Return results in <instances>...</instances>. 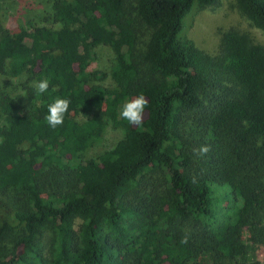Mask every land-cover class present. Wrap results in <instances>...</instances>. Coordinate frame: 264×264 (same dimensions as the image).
I'll list each match as a JSON object with an SVG mask.
<instances>
[{"label": "trees", "instance_id": "16d2710c", "mask_svg": "<svg viewBox=\"0 0 264 264\" xmlns=\"http://www.w3.org/2000/svg\"><path fill=\"white\" fill-rule=\"evenodd\" d=\"M233 1L264 34V0ZM214 2L51 0L57 27L0 24V76L27 77L28 101L0 93V264L244 255L242 227L264 216V47L231 29L216 56L199 50L182 20ZM99 45L114 55L108 73L89 70ZM43 79V94L28 85ZM140 94L149 103L137 128L120 109ZM56 98L71 103L53 129ZM109 126L122 138L85 159Z\"/></svg>", "mask_w": 264, "mask_h": 264}, {"label": "rangeland", "instance_id": "374dc122", "mask_svg": "<svg viewBox=\"0 0 264 264\" xmlns=\"http://www.w3.org/2000/svg\"><path fill=\"white\" fill-rule=\"evenodd\" d=\"M50 4L51 0H0V24L9 31L16 26L28 24L57 27L52 22ZM193 9L182 20L183 34L207 55H217L221 34L231 29L248 35L255 44L264 47V34L240 14L233 0H215L213 5L203 10L193 12ZM93 56L89 70L108 73L114 58L111 49L99 45L93 49ZM26 83L27 77L12 79L0 76V93L17 98L21 105L27 106ZM97 83L112 86L108 79ZM28 85L31 86L32 82ZM3 124L4 121L0 120V126ZM121 138L120 130L107 127L100 140L85 153V159L94 158L113 148ZM242 231L244 255H238L226 264H264V216L258 224L243 226ZM42 236L44 252L48 254L51 235L45 230ZM210 262L209 255L203 257L202 264Z\"/></svg>", "mask_w": 264, "mask_h": 264}, {"label": "clouds", "instance_id": "9594fccd", "mask_svg": "<svg viewBox=\"0 0 264 264\" xmlns=\"http://www.w3.org/2000/svg\"><path fill=\"white\" fill-rule=\"evenodd\" d=\"M32 86L36 89L38 94H43L49 89L48 79H43L40 81H33ZM71 101L65 98H56L53 103L48 105V114L45 117L48 125L55 129L58 126H62L64 123L65 114L69 110ZM148 99L140 94L129 100H126L121 109L120 117L128 122L129 125L134 127H140L145 119V109L148 106ZM198 155L204 156L209 151L210 148L207 145H202L198 150H194ZM188 238L185 236L181 243H187Z\"/></svg>", "mask_w": 264, "mask_h": 264}]
</instances>
